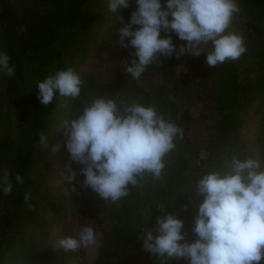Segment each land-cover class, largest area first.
I'll return each instance as SVG.
<instances>
[{
    "label": "trees",
    "instance_id": "trees-1",
    "mask_svg": "<svg viewBox=\"0 0 264 264\" xmlns=\"http://www.w3.org/2000/svg\"><path fill=\"white\" fill-rule=\"evenodd\" d=\"M39 1L46 6L45 13L29 10L21 18L15 17L10 6L0 4V51L6 52L15 66L13 77L0 73V157H5V172L11 173L14 185L0 209V264H7L8 256L18 252L20 247L16 248L14 242L23 239L15 235L16 228L24 217L33 213L24 196L36 182L34 168L41 167L44 160L46 148L37 146L40 132L48 136V144L53 142L51 136L57 134L63 145V130H59L62 121L71 118L91 98L103 95L132 102L139 94L141 103L156 105L166 118L182 128L183 139L176 141L175 149L170 152L172 160L167 162L160 178L147 177L142 186L133 188L124 197L118 220L90 212L85 216L93 219L103 234L95 264H160L158 258L142 248L141 235L155 230L156 217L174 212L184 221V231L188 234L200 201L192 194L187 201H181L183 185L187 183L194 190L203 171H226L233 155L253 158L243 139V111L264 91V0H237L239 14L250 17L248 24L261 39V48L251 56L244 55L215 67L206 63L204 55L161 57L162 63L150 68L160 70L163 79L150 90L131 87L123 78L122 84L103 85L85 76L81 78L79 97L57 96L47 106L37 99V82L59 69L71 67L76 71L77 64L88 58L90 44L99 39L112 55L115 52L123 61L131 60L133 50L119 47V37L113 30L123 26L121 18L127 22L135 5L110 13L107 0ZM173 40L177 45L184 43L174 35ZM118 91L126 95L122 97ZM186 97L193 104L183 108L181 100ZM196 129L205 132V138L194 161L187 150L194 143L191 137ZM17 174L23 177V184L16 183ZM67 175L62 173L66 190L77 196ZM48 206L53 217L61 219L64 204L50 199ZM142 208L146 210L145 216L129 218L132 211L135 214ZM21 249L23 258L36 264H43V256L51 253L31 251L30 246ZM59 259L52 264H68ZM171 264L187 262L174 260Z\"/></svg>",
    "mask_w": 264,
    "mask_h": 264
},
{
    "label": "clouds",
    "instance_id": "clouds-1",
    "mask_svg": "<svg viewBox=\"0 0 264 264\" xmlns=\"http://www.w3.org/2000/svg\"><path fill=\"white\" fill-rule=\"evenodd\" d=\"M133 3L127 22L121 18L117 41L133 50L124 69L132 79L138 80L153 64H161V57L204 55L206 63L215 67L237 60L247 51L245 38L229 31L240 12L237 0H107V10L117 13ZM173 35L184 43L177 45ZM0 73L7 77L15 74L11 57L3 51ZM81 87L80 75L73 68L59 69L37 82V99L45 106L57 96L74 99L80 96ZM61 129L69 154L66 179L75 181L73 190L78 185L113 203L129 196L147 177L160 178L165 157L184 136L182 128L156 105L103 95L91 98L71 118L64 119ZM37 146L49 147L43 131ZM60 147L56 144L51 150ZM73 163L80 166L78 172ZM10 177V172L0 175V192L5 195L13 191ZM15 181L24 183L19 174ZM190 193L200 201L191 228L196 238L187 239L184 221L175 212L167 213L156 217L154 231L141 235L145 252L160 264L174 260L264 264V164L259 159L233 155L226 171H203ZM30 199V193H25V203L32 207ZM184 207L187 210V205ZM95 240L94 228L82 226L74 234L61 236L56 247L77 250Z\"/></svg>",
    "mask_w": 264,
    "mask_h": 264
},
{
    "label": "rangeland",
    "instance_id": "rangeland-1",
    "mask_svg": "<svg viewBox=\"0 0 264 264\" xmlns=\"http://www.w3.org/2000/svg\"><path fill=\"white\" fill-rule=\"evenodd\" d=\"M0 4L10 6L16 18H21L23 13L29 10H34L40 14L46 12V6L39 0H0ZM250 17L236 14L229 26V31L238 33L245 38L247 51L242 55H252L253 52L261 48V39L250 26ZM115 34L119 37V32L116 28ZM119 47H121L118 44ZM117 46V49L119 48ZM127 50H129L127 48ZM118 51V50H115ZM115 53V52H114ZM113 55L109 52L105 43L100 39L89 46L88 58L78 63L76 72L80 78H93L99 84L110 85L113 83L122 84L123 81L129 86L140 87L143 90H150L151 86L162 82V74L160 70L155 71L153 68H148L144 74L137 80L132 79L129 74L125 72V65L127 61H123L119 55ZM241 56V57H242ZM252 60L253 56H252ZM130 62V61H128ZM155 71V72H154ZM123 78V81L120 80ZM125 90V89H124ZM117 94L124 97L126 94L118 91ZM141 95H136L133 101L140 102ZM189 97L181 100L182 107L187 108L191 106ZM243 139L247 142V147L253 153V159H259L264 164V91L257 95L256 99L248 103L243 111ZM191 139L194 141L189 145L187 155L194 161L196 160L197 150L199 146L203 147L205 132L195 130ZM53 142L46 148L44 160L40 162L41 167L34 168L32 173H35V184L31 188V205L33 213L28 214L16 228L15 235L18 239L23 241L14 242L20 248L18 252L12 256H8L7 264H36L32 260L23 258L22 249L30 246V250L34 252L49 250L51 253H46L43 257V264H52L57 257L61 261H67L68 264H95L99 248L103 244V234L96 227L94 220L85 216L86 212L94 215H99L103 218L118 220V212L124 207V198L113 203L111 201H104L90 189H81L76 186L77 196H73L66 190V181L62 176L63 172H67L66 165L69 161V154L66 148L59 142L57 134L51 136ZM60 144L58 151L53 152L52 146ZM197 147V148H196ZM173 153L168 155L166 161L172 160ZM5 157H0V175L5 173L6 163ZM79 165L72 164V168L79 171ZM162 173H165V169ZM69 174V173H68ZM79 178V177H78ZM75 181L72 182L71 187ZM181 201H187L191 197L193 189L185 183L183 185ZM192 190V191H191ZM6 195L0 192V209L5 203ZM52 199L55 202H62L64 204L63 215L61 219L57 220L53 217V211L48 206V201ZM145 209H138L134 214L132 211L129 218L138 216H145ZM82 226H91L95 230V243L87 247H80L77 250L58 249L56 247L57 240L63 235H71L80 230ZM189 240H194L195 234L190 230L186 235ZM13 244V247H14ZM40 264V263H39Z\"/></svg>",
    "mask_w": 264,
    "mask_h": 264
}]
</instances>
